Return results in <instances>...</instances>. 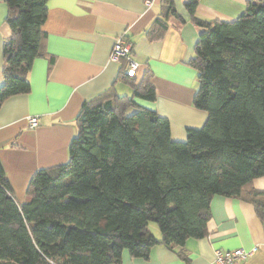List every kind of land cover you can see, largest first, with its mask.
Segmentation results:
<instances>
[{
    "label": "trees",
    "instance_id": "16d2710c",
    "mask_svg": "<svg viewBox=\"0 0 264 264\" xmlns=\"http://www.w3.org/2000/svg\"><path fill=\"white\" fill-rule=\"evenodd\" d=\"M4 1L12 35L0 108L31 91L32 64L48 56V0ZM198 3L185 7L202 30L189 65L200 79L193 105L208 113L203 127L174 140L170 120L138 101L156 100L151 72L129 76L121 58L112 87L76 117L69 160L37 170L24 203L0 162V264H122L125 250L148 258L157 245L181 247L186 258V242L208 233L215 195L245 201L264 219V190L254 187L264 176V1H250L233 21L201 18ZM162 5L146 30L152 41L164 37L171 18L184 23L174 0ZM119 81L131 95L117 93Z\"/></svg>",
    "mask_w": 264,
    "mask_h": 264
},
{
    "label": "crops",
    "instance_id": "0c3cea01",
    "mask_svg": "<svg viewBox=\"0 0 264 264\" xmlns=\"http://www.w3.org/2000/svg\"><path fill=\"white\" fill-rule=\"evenodd\" d=\"M186 1L174 0L184 23L171 18L164 37L152 41L146 30L163 10L162 0L149 5L146 0H48L43 26L48 56L32 64L31 91L8 98L0 108V162L20 204L27 200V188L37 170L69 160L70 143L77 134L75 120L84 102L111 88L123 67V62L110 59L121 35L133 44L137 77L141 79L146 71L152 74L156 100L140 103L170 120L176 141H186L189 128L203 127L208 113L193 105L200 79L189 65L202 30L191 20ZM250 1L264 0H199L197 14L207 20L233 21ZM7 15L8 5L0 0V85L4 83V43L12 35ZM115 89L118 94L122 89L126 92L120 95L132 94L120 81ZM31 116L39 117L35 128L28 124ZM254 187L264 190V176L254 180ZM210 209L208 233L186 242V258L179 255L181 247L157 245L148 258L132 257L125 250L122 264H216L218 248H257L254 256L236 264H264V219L254 206L215 195Z\"/></svg>",
    "mask_w": 264,
    "mask_h": 264
},
{
    "label": "built area",
    "instance_id": "2783aa9c",
    "mask_svg": "<svg viewBox=\"0 0 264 264\" xmlns=\"http://www.w3.org/2000/svg\"><path fill=\"white\" fill-rule=\"evenodd\" d=\"M149 5L152 0H146ZM132 42L125 36H119L113 46L110 59L115 62H119L121 58H127L129 65L127 68V74L129 76H134L136 73L138 64L131 58L132 53ZM28 124L31 128H35L39 125V117L31 116L28 118ZM257 248L245 249L238 248L235 250H225L218 248L215 250V263L216 264H236L238 261H246L255 255Z\"/></svg>",
    "mask_w": 264,
    "mask_h": 264
},
{
    "label": "rangeland",
    "instance_id": "374dc122",
    "mask_svg": "<svg viewBox=\"0 0 264 264\" xmlns=\"http://www.w3.org/2000/svg\"><path fill=\"white\" fill-rule=\"evenodd\" d=\"M126 88V87H124ZM127 90H129L128 88H126ZM119 93L120 94H125L126 92L122 89V90H119ZM130 93V92H128ZM141 100V99H138V101ZM152 232L156 235V236H159V232H160V229L157 227V225L155 223H152L151 226H150Z\"/></svg>",
    "mask_w": 264,
    "mask_h": 264
}]
</instances>
